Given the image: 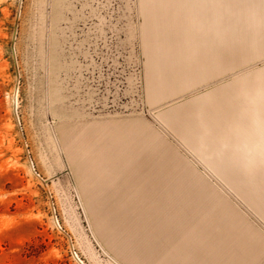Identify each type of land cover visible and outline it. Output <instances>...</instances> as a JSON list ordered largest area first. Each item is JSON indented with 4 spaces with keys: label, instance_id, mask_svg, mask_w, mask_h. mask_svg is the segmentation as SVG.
<instances>
[{
    "label": "rangeland",
    "instance_id": "1",
    "mask_svg": "<svg viewBox=\"0 0 264 264\" xmlns=\"http://www.w3.org/2000/svg\"><path fill=\"white\" fill-rule=\"evenodd\" d=\"M171 1L0 0V264H264V0Z\"/></svg>",
    "mask_w": 264,
    "mask_h": 264
},
{
    "label": "crops",
    "instance_id": "2",
    "mask_svg": "<svg viewBox=\"0 0 264 264\" xmlns=\"http://www.w3.org/2000/svg\"><path fill=\"white\" fill-rule=\"evenodd\" d=\"M159 1V0H158ZM162 1V0H161ZM179 1H184L183 2V5L182 4H178V2ZM144 2V1H143ZM172 2V1H171ZM185 2H192V3H194V5H199V4H201V5H205V6H207V7H205V6H203V7H198V8H196L200 13H202V12H204L203 14H198V15H217L216 14V10H217V7H216V1H214L213 2V6L210 8L209 7V5H210V2H209V0H176V1H174V2H172V5H174V7H172V6H167V7H165V6H163V5H161V7H158L159 9H162L163 11L162 12H164V11H175V16H174V19L176 20L172 25L173 26H175V27H177V31L174 33V35L173 36H175L176 37V39H174L173 40V42H177V41H179V46H177V47H172V48H168L167 50L166 49H163V51H169V52H173V53H175V55H178V56H187V55H190V54H195V55H198V56H201V55H206L207 54V52H206V54H204L205 52L204 51H196V48H203V47H201V46H198V47H190L189 46V43H195L196 41H201V39H199V37H202L203 36V32H201V31H199V30H194L193 28H195V27H197V26H204V27H207V26H209L210 25V23H208V21L209 20H213L214 21V23H216L217 22V20L219 19V17H221L222 19H223V15H221V16H219V15H217L218 16V18H212V19H198L197 18V16L198 15H196V19H198L199 20V22H197V23H195V24H192V23H186L185 21L186 20H188V19H190V18H193L194 16H190V15H188V14H186L187 13V11H186V7H189L188 5H187V3H185ZM223 2V1H222ZM145 3H146V0H145ZM144 3V4H145ZM144 4H143V9L145 10V6H144ZM224 4H225V2H224ZM227 4V3H226ZM218 6H219V10H218V13H220V5L218 4ZM244 6V5H243ZM171 7V8H170ZM216 10H215V9ZM212 9V10H211ZM222 9H223V7H222ZM252 9H254V8H252ZM191 10H194V8H191ZM211 10V11H210ZM145 12H146V10H145ZM211 12H214V13H211ZM208 13V14H207ZM186 14V15H185ZM146 16H147V14H146ZM213 23V24H214ZM147 24H148V16H147V21H146V29H147ZM185 26H191V31H184V30H182V28H184ZM149 31V30H148ZM147 31V32H148ZM150 33V32H149ZM206 35H208V33H205V36ZM184 38H183V37ZM186 36V37H185ZM195 36H198V37H195ZM204 36V37H205ZM192 37H194V38H192ZM208 37V36H207ZM189 38L190 39H193V40H191V41H189ZM214 38V37H213ZM206 47V46H205ZM153 49V53H158V51L160 50V49H157V48H152ZM185 49V50H184ZM151 52H152V50H151ZM151 55H153V54H151ZM187 59H184L183 61H185L186 63H182V64H187V61H186ZM160 63H162V64H164V62H160ZM170 65H172V66H174L176 69H177V66L179 65L178 63H169ZM168 64V65H169ZM177 64V65H176ZM181 64V63H180ZM188 64H190L191 66H192V64L191 63H188ZM169 67H171V66H169ZM151 69H152V67H151ZM170 70H171V68H169ZM175 69V70H176ZM179 69H185V72L186 71H188L185 67L183 68V67H180ZM179 74H180V72H179ZM181 75V74H180ZM181 79H183V80H185L186 78H181ZM202 98V97H201ZM201 98H199V99H201ZM199 99H197V100H199ZM194 101H196V100H194ZM194 101H193V104H194ZM194 108H193V106H192V110H193ZM191 110L189 109V111H186V113H183V114H181V115H176V116H173V115H170V116H168V117H166V120L168 119H170V120H174L175 121V118L176 117H179V116H185L186 114H187V112H190ZM172 112V111H171ZM170 117V118H169ZM167 120V121H168ZM169 124V123H168ZM170 125V124H169ZM174 130H176V131H178L179 132V135H180V129L179 128H177V126H176V128L175 127H172ZM107 134H111L112 136H113V134L115 133V134H118V133H116V132H114V133H112V131L111 130H109L108 132H106ZM83 135H91V136H93V139H95V140H99V143H104L105 142V144L107 143L105 140H107L108 139V135L107 134H105V137H106V139L103 137V134H101V133H96V132H93V131H91V132H89V130H87V131H84L83 133H82ZM82 135V136H83ZM123 136H126L127 134H122ZM129 137H131L130 135H128ZM147 136H144L143 138L142 137H140V138H136V139H138V140H136V143H134L133 142V140H130V143L132 144V143H134L135 145H137V146H139V147H141V149L140 150H143L144 152H147L148 151V145H149V143H148V139L146 138ZM185 141H186V139H184ZM187 143H189V141H187ZM190 145H191V147H193V144L192 143H189ZM154 148H156L155 146H154ZM144 152H142V154H144ZM145 155V154H144ZM148 156V155H147ZM156 159V158H155ZM125 162V161H124ZM149 162H152L151 164H152V166L151 167H153V166H157V160H156V163H154L153 162V159L151 158L150 160H147L146 161V163H145V166L148 168L149 166ZM128 168H129V165H128V167L126 168V170H128ZM126 174V173H125ZM127 175V174H126ZM116 178H117V181H119L120 182V184L122 185L123 184V179H125L126 177L123 175V176H121V177H118L117 175H114ZM123 178V179H122ZM186 180H188V181H190V182H192V183H196L195 182V177H192V178H189V179H191V180H189L188 178H185ZM177 180V179H176ZM180 180V179H179ZM93 182V181H92ZM93 183H95V182H93ZM95 185H97V184H95ZM97 187V189L103 194V196H102V198H108V197H106V194L103 192V191H105L106 192V190L104 189H99V186H96ZM128 187H130L131 188V183L128 185ZM104 188V187H103ZM109 190L111 189V187H109L108 188ZM107 193V192H106ZM121 198H132V193H131V191H127V192H125V195L124 196H119L118 197V199H121ZM108 199H111V198H108ZM242 246V245H241ZM251 258V257H250ZM253 259V258H252ZM252 259L249 261V262H247L246 261V259L245 260H242V263L241 264H245V263H247V264H254V261H252ZM239 262H240V260H239Z\"/></svg>",
    "mask_w": 264,
    "mask_h": 264
}]
</instances>
